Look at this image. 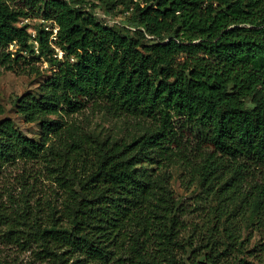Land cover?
I'll return each mask as SVG.
<instances>
[{"label":"trees","instance_id":"1","mask_svg":"<svg viewBox=\"0 0 264 264\" xmlns=\"http://www.w3.org/2000/svg\"><path fill=\"white\" fill-rule=\"evenodd\" d=\"M23 19L42 21L34 37ZM42 59L14 102L39 138L0 120V173L21 171L0 190V264H264L221 228L233 203L264 224V0H0V75ZM85 112L139 132L100 139ZM176 166L200 188L189 202ZM214 196L196 240L188 219Z\"/></svg>","mask_w":264,"mask_h":264},{"label":"rangeland","instance_id":"2","mask_svg":"<svg viewBox=\"0 0 264 264\" xmlns=\"http://www.w3.org/2000/svg\"><path fill=\"white\" fill-rule=\"evenodd\" d=\"M128 15L120 14L119 12L113 13L109 18L111 20H117L122 22L123 18ZM42 21L38 19H23L20 25H29V31L34 37L36 33L35 26ZM52 29L51 26H49ZM54 34L56 33V26L53 25ZM13 51L16 50V46H11ZM59 53V52H58ZM62 56V53H59ZM36 66L40 69V74H22L18 72H6L3 71L0 75V103L4 107V115L2 118H11L15 125L27 136L38 139L40 136V129L37 124H27L24 119L17 114L14 102L28 91H35L38 85L45 80L50 71L54 68L51 67L44 59L36 63ZM77 125L86 128L100 139H120L128 138L131 134L139 132L135 121H126L124 119H114L111 116L102 112H85L83 115H76ZM171 180L170 187L174 191L176 197L182 201H188L197 194L200 193V188L196 184H190L186 177L185 169L181 166L172 167L169 169ZM21 173L18 168H9L0 173V190L10 187H16L15 178ZM209 203V215L207 217L206 212L196 213L192 215L188 220L193 224L190 227V231H193L197 227V234L195 239L199 240V237L207 235V231L211 229L218 216L216 208L218 205V197H213L208 201ZM250 211L242 209L239 203H233L226 210L223 219L221 220L222 229L228 227L237 230V235H240L239 241H242L246 251H254L253 253L257 258L264 261V224L257 223V221L251 219ZM197 225V226H196ZM210 227V229H209ZM240 233V234H239ZM196 243V242H195ZM0 243V249H2ZM29 253L23 255V259L26 261ZM249 258V254L245 255Z\"/></svg>","mask_w":264,"mask_h":264},{"label":"built area","instance_id":"3","mask_svg":"<svg viewBox=\"0 0 264 264\" xmlns=\"http://www.w3.org/2000/svg\"><path fill=\"white\" fill-rule=\"evenodd\" d=\"M95 15H96L98 18L104 20V21H105L106 23H108V24H118V21L111 20V19L109 18V15H107L106 13H104V12H102V11H100V10H96V11H95ZM56 33H57V29H56ZM56 33H55V34H56Z\"/></svg>","mask_w":264,"mask_h":264}]
</instances>
